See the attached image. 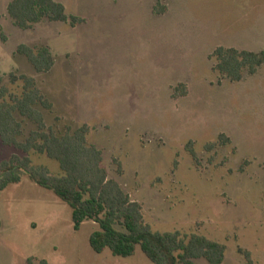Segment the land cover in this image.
Returning <instances> with one entry per match:
<instances>
[{
	"label": "rangeland",
	"instance_id": "rangeland-1",
	"mask_svg": "<svg viewBox=\"0 0 264 264\" xmlns=\"http://www.w3.org/2000/svg\"><path fill=\"white\" fill-rule=\"evenodd\" d=\"M53 1L83 22L39 24L32 34L17 29L18 36L4 31L9 42L4 47L0 41V88H7V99L23 92L12 76L25 75L53 104L49 112L38 107L48 130L61 136L87 125L89 142L101 146L108 179L141 204L152 231L198 234L223 244V264H264V66L231 83L209 59L217 47L240 44L254 29L264 32V0ZM157 4L169 12L157 15ZM19 38L22 44H53L52 69L37 73L24 56H8ZM178 84L188 94L174 100ZM15 118L23 143L36 126ZM220 134L233 144L218 143ZM190 142L197 165L186 150ZM207 144H214L210 152ZM13 155L60 173L46 155L0 142V163ZM23 178L0 196V264H27L28 258L151 264L139 249L128 258L94 253L89 236L97 225L84 222L75 232L70 207Z\"/></svg>",
	"mask_w": 264,
	"mask_h": 264
},
{
	"label": "trees",
	"instance_id": "trees-1",
	"mask_svg": "<svg viewBox=\"0 0 264 264\" xmlns=\"http://www.w3.org/2000/svg\"><path fill=\"white\" fill-rule=\"evenodd\" d=\"M158 7V8H157ZM165 7L157 4L154 13L160 15ZM7 15L14 26L30 30L42 22H70L75 26L82 19L67 16L65 7L53 0H13L7 6ZM1 41L5 37L0 34ZM16 53L24 56L37 73H46L54 66V59L46 48L34 49L21 44ZM213 71L231 83H238L245 73L254 75L264 65V50L259 53L217 47L210 55ZM12 80L23 83V92L17 98L7 99V88H0V142L25 154H44L58 163L60 173L51 175L45 167H33L28 158L16 155L0 163V196L11 185L20 183L23 176L33 184L51 192L71 209L73 230L79 231L84 222H93L97 230L89 236V246L96 254L108 250L114 257L128 258L139 249L151 264H194L204 259L208 264H223L226 247L198 234L154 232L144 220L141 204L132 201L118 182L108 179L103 166L102 152L88 142L91 133L87 125L65 131L57 136L47 129L41 109L49 112L52 104L36 87L35 80L25 75ZM187 95V87L178 84L173 89L174 100ZM15 114L35 124L25 142H19L22 125ZM218 143L231 144L220 134ZM214 144H207L210 152ZM190 159L197 165V154L190 142L186 146ZM119 172L120 164L115 160ZM1 228V220H0ZM249 262L250 255L244 253ZM27 264H48L46 259L28 258Z\"/></svg>",
	"mask_w": 264,
	"mask_h": 264
},
{
	"label": "crops",
	"instance_id": "crops-1",
	"mask_svg": "<svg viewBox=\"0 0 264 264\" xmlns=\"http://www.w3.org/2000/svg\"><path fill=\"white\" fill-rule=\"evenodd\" d=\"M13 0H0V30H1V33L5 36V42H3V41H1L2 42V45L5 47V45H7L8 44V42H9V37L4 33V31L5 30H11L10 32L12 33V34H14V35H17L18 34V30L19 31H21V29H19V28H17L16 26H14V24H13V21L8 17V15H7V6L9 5V3L10 2H12ZM162 6V5H161ZM165 7V12L163 13V14H160V15H166L168 12H169V10H168V7L165 5L164 6ZM158 15V14H157ZM5 17H8L7 19H9V24L7 25V27H5V28H3V27H1V25H2V21H3V19H5ZM51 22H48V21H42V22H40V23H38V24H36V25H34V27L32 28V29H30V30H26L25 32H27V33H29V34H32L30 31H33V30H35V28H36V26L37 25H39V24H42V25H45V24H50ZM2 28V29H1ZM18 29V30H17ZM3 30V31H2ZM24 31V30H23ZM249 33V31H246L245 33H244V35H243V38H245L246 36H247V34ZM18 36V35H17ZM22 40L19 38V39H17L16 41H15V43L13 44V46H10L9 47V51H8V56H9V54L10 55H14V54H16V49H17V47L19 46V45H21L23 42H21ZM33 43H36L37 45H39V46H41L42 48H46V49H48L49 51H50V53L52 54V56H53V54L55 53V51H54V45L53 44H49V45H45V46H42V43L41 42H33V41H30V42H28V43H26V44H24V45H28V46H30V47H32V46H34L33 45ZM53 46V47H52ZM227 48H233V49H236V50H238V51H247V52H252V53H259V52H261V51H263L264 50V32H262L261 30H257V29H254V30H252V35L250 36V37H248V38H246V39H243L242 40V42L240 43V44H232V45H229V46H227ZM1 58H3L2 56H1ZM1 61V60H0ZM30 64V63H29ZM264 66V65H263ZM263 66H261V67H263ZM260 67V68H261ZM259 68V69H260ZM259 69H258V71H259ZM258 71L254 74V75H256L257 73H258ZM254 75H249V77L250 76H254ZM243 79H244V76H243ZM242 79V80H243ZM241 80V81H242ZM36 83V82H35ZM36 87H37V83H36ZM38 88V87H37ZM187 94H188V92H187ZM187 96V95H186ZM185 96V97H186ZM50 102V101H49ZM51 103V102H50ZM52 104V103H51ZM52 107H53V104H52ZM228 137V136H227ZM229 138V137H228ZM230 139V138H229ZM230 141H231V139H230ZM88 142H89V140H88ZM90 144H92V145H94L98 150H100V148H101V146L100 145H98V144H96L95 142H89ZM231 143H232V141H231ZM233 144V143H232ZM101 152H102V150H100ZM102 158H103V162H104V156H103V152H102ZM23 180H24V178L23 179H21V181H20V183H18V184H15V185H11V186H16V187H18L19 185H21V183L23 182ZM116 181V180H115ZM117 182V181H116ZM32 183V182H31ZM33 185H35V184H33ZM11 186H9V187H11ZM6 190V189H5ZM5 190L2 192V193H4L5 192ZM1 220V219H0ZM1 228H2V222H1ZM0 228V229H1Z\"/></svg>",
	"mask_w": 264,
	"mask_h": 264
}]
</instances>
